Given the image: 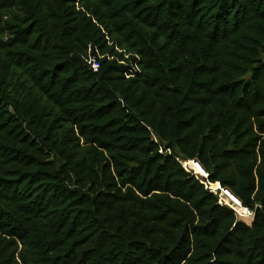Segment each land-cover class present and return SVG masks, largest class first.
I'll return each instance as SVG.
<instances>
[{"label":"trees","instance_id":"16d2710c","mask_svg":"<svg viewBox=\"0 0 264 264\" xmlns=\"http://www.w3.org/2000/svg\"><path fill=\"white\" fill-rule=\"evenodd\" d=\"M0 264H264V0H0Z\"/></svg>","mask_w":264,"mask_h":264},{"label":"built area","instance_id":"2783aa9c","mask_svg":"<svg viewBox=\"0 0 264 264\" xmlns=\"http://www.w3.org/2000/svg\"><path fill=\"white\" fill-rule=\"evenodd\" d=\"M88 63L90 64V67L93 69V70H96L97 68H98V66H99V63H98V60L96 59V58H90L89 59V61H88ZM193 162L194 164H196V165H199V163L197 162V161H195V160H188V161H180V163H181V165H182V167L187 171V172H190V173H192L193 174V172L190 170V162ZM200 166V165H199ZM201 167V166H200ZM200 173V172H199ZM201 176H203V177H207V174L205 173V171L202 169V167H201ZM193 175H195L196 177H198L196 174H193ZM200 176V177H201ZM215 184H217V187H212V185H215ZM204 185H205V187L206 188H208L211 192H213V193H216V194H218V198H219V203L220 204H223L222 203V201H224L223 200V197H222V199H221V196L223 195L224 197L225 196H229V197H231V193L227 190V189H225V188H221L220 187V185H219V183H208V184H205L204 183ZM214 188V189H213ZM221 190V194H219V192H217V190ZM232 198H230V200H231ZM230 200H229V203H230ZM224 204L225 205H228V206H231V204H226L225 203V201H224ZM246 210V209H245ZM248 211V210H247ZM250 212V211H249Z\"/></svg>","mask_w":264,"mask_h":264},{"label":"water","instance_id":"95a60500","mask_svg":"<svg viewBox=\"0 0 264 264\" xmlns=\"http://www.w3.org/2000/svg\"><path fill=\"white\" fill-rule=\"evenodd\" d=\"M231 197L234 198V201L238 202L239 205L241 206V203L237 200L235 196L231 194ZM231 201L232 199L230 200V204L233 203V201L232 202ZM229 207L234 210L237 221L243 222L246 226L251 227L253 222L255 221L256 210L260 208L261 206L259 204H256L254 210L249 213H247L246 210L242 206L239 210H236L235 208L231 206Z\"/></svg>","mask_w":264,"mask_h":264},{"label":"rangeland","instance_id":"374dc122","mask_svg":"<svg viewBox=\"0 0 264 264\" xmlns=\"http://www.w3.org/2000/svg\"><path fill=\"white\" fill-rule=\"evenodd\" d=\"M189 164H190V166H191V167H190V170L193 172V174H196L198 177H200V176H201V174H200L201 172H200V173L198 172L197 167H196L194 164H192L191 162H190ZM201 177L203 178V176H201ZM212 187H217V185H212ZM213 189H214V188H213ZM217 192H219V194L222 193L220 189L217 190ZM222 197H223V200L225 201L226 204H230V203H229V200H230L231 197H229V196H225V197H224V196L222 195V196H221V199H222ZM224 201H222L223 204H224ZM232 201H233V198H232ZM232 201H231V202H232ZM231 207L235 208L236 210H239V209L241 208V206H240V207H237V205L235 204L234 201H233V203L231 204ZM246 212L249 213V211H247V210H246Z\"/></svg>","mask_w":264,"mask_h":264},{"label":"bare ground","instance_id":"6f19581e","mask_svg":"<svg viewBox=\"0 0 264 264\" xmlns=\"http://www.w3.org/2000/svg\"><path fill=\"white\" fill-rule=\"evenodd\" d=\"M215 185H217V184H215Z\"/></svg>","mask_w":264,"mask_h":264}]
</instances>
